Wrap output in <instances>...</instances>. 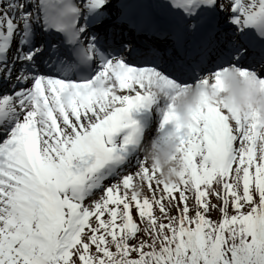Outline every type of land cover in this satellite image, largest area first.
Wrapping results in <instances>:
<instances>
[{"label":"snow or ice","instance_id":"6c2138e0","mask_svg":"<svg viewBox=\"0 0 264 264\" xmlns=\"http://www.w3.org/2000/svg\"><path fill=\"white\" fill-rule=\"evenodd\" d=\"M0 264H264V0H0Z\"/></svg>","mask_w":264,"mask_h":264},{"label":"clouds","instance_id":"9594fccd","mask_svg":"<svg viewBox=\"0 0 264 264\" xmlns=\"http://www.w3.org/2000/svg\"><path fill=\"white\" fill-rule=\"evenodd\" d=\"M196 99V89H192L188 91L187 93H182L178 95L175 100L174 104L175 107L178 111H183L186 107L192 105ZM170 149V145L166 146L164 148V151H168ZM148 155H152V150L151 148L149 149ZM174 167L173 163H164L163 164V172L162 176L164 179H170L171 178V173L169 172V168Z\"/></svg>","mask_w":264,"mask_h":264}]
</instances>
